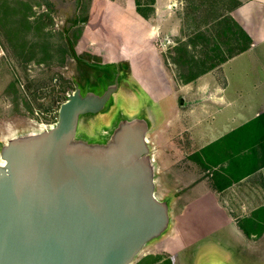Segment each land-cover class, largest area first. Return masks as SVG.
Segmentation results:
<instances>
[{
  "label": "rangeland",
  "instance_id": "obj_1",
  "mask_svg": "<svg viewBox=\"0 0 264 264\" xmlns=\"http://www.w3.org/2000/svg\"><path fill=\"white\" fill-rule=\"evenodd\" d=\"M2 1L0 21L5 30L0 34V152L10 139L53 124L59 105L77 85L82 93L93 89L91 92L99 94L112 78L109 69L114 65L109 63L117 64L113 75L118 72V91L100 113L80 117L76 138L102 143L120 119H149L152 114L155 116H151L147 137L151 147L160 152L170 98L174 95L172 99L178 100L177 84L185 65L206 68L217 45L219 51L229 53L232 47L231 43L227 46L226 33H213L210 23L213 10L226 5L227 0H186L184 12L176 11L174 19L183 15L199 21L196 26L185 27L191 38L200 40L196 52L190 54L179 46L181 27L174 21V31L162 28L156 38H151L146 23L141 27L145 34L136 33L129 39L121 37L125 31L122 24L115 36L101 23L98 34L89 41L81 36L87 0H7L5 8ZM15 15L20 20L13 25ZM149 23L155 28V21ZM73 36L77 39L72 48ZM161 189L157 191L160 197ZM179 213L176 208L169 232L148 243L131 264H264V235L257 241L250 239L245 249L238 251L225 239L221 244L227 243L228 249H217L214 238L221 236L215 233L198 242H187L186 228L192 239L207 229L197 230L200 226Z\"/></svg>",
  "mask_w": 264,
  "mask_h": 264
},
{
  "label": "crops",
  "instance_id": "obj_2",
  "mask_svg": "<svg viewBox=\"0 0 264 264\" xmlns=\"http://www.w3.org/2000/svg\"><path fill=\"white\" fill-rule=\"evenodd\" d=\"M87 2L83 39L92 41L101 23L115 36L122 24L121 37L127 39L143 32L146 23L151 38L162 28L174 31L177 24L185 53H195L200 45L185 28L199 21L183 15L174 19L178 9H186V0H155L148 19L136 11L134 0ZM210 19L213 33H226L232 47L229 53L217 45L211 65L195 69L186 64L179 76L178 100L169 97L162 148H153L155 195L169 203L171 218L177 208L178 215L200 226L197 230L207 229L192 239L186 228L187 242L215 233L221 236L214 238L217 249H228L231 241L238 251L264 235L259 230L264 220L256 213L264 207V0H227Z\"/></svg>",
  "mask_w": 264,
  "mask_h": 264
},
{
  "label": "water",
  "instance_id": "obj_3",
  "mask_svg": "<svg viewBox=\"0 0 264 264\" xmlns=\"http://www.w3.org/2000/svg\"><path fill=\"white\" fill-rule=\"evenodd\" d=\"M109 70L99 94L77 85L54 124L2 146L0 264H131L169 232L147 137L155 115L120 119L102 143L76 138L80 117L100 113L118 91Z\"/></svg>",
  "mask_w": 264,
  "mask_h": 264
},
{
  "label": "trees",
  "instance_id": "obj_4",
  "mask_svg": "<svg viewBox=\"0 0 264 264\" xmlns=\"http://www.w3.org/2000/svg\"><path fill=\"white\" fill-rule=\"evenodd\" d=\"M154 2H155V0H134V4H135V9H136V11L142 16V17H144V18H146V19H148V18H150V16L152 15V13H153V11H154V7H153V5H154ZM9 2L7 1V0H3L2 1V8H5V5L6 6H8L9 4H8ZM4 17H1V19H3ZM12 21H11V23L13 24V25H15L19 20H20V17L19 16H14V17H12V19H11ZM3 22H1L0 21V34H1V31L2 30H5V28L3 27ZM77 39V37L76 36H73L72 38H71V43H70V46L73 48V46H74V42H75V40ZM185 58H187L186 57V55H185ZM187 66H188V64H187ZM188 67H190V66H188ZM60 106V105H59ZM256 213H258L259 215H260V217L264 220V207L263 208H261L258 212H256ZM262 229H264V227H262V225H260V228H259V230H260V232H261V230ZM247 234H249V232L247 233Z\"/></svg>",
  "mask_w": 264,
  "mask_h": 264
},
{
  "label": "built area",
  "instance_id": "obj_5",
  "mask_svg": "<svg viewBox=\"0 0 264 264\" xmlns=\"http://www.w3.org/2000/svg\"><path fill=\"white\" fill-rule=\"evenodd\" d=\"M54 124V123H53ZM52 124H50L49 126H47V127H45V128H48V127H50Z\"/></svg>",
  "mask_w": 264,
  "mask_h": 264
},
{
  "label": "bare ground",
  "instance_id": "obj_6",
  "mask_svg": "<svg viewBox=\"0 0 264 264\" xmlns=\"http://www.w3.org/2000/svg\"><path fill=\"white\" fill-rule=\"evenodd\" d=\"M3 163V161L2 160H0V164H2Z\"/></svg>",
  "mask_w": 264,
  "mask_h": 264
}]
</instances>
